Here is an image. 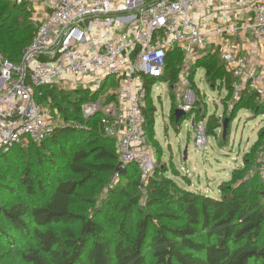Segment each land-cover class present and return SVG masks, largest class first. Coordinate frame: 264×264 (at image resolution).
I'll list each match as a JSON object with an SVG mask.
<instances>
[{
	"label": "trees",
	"instance_id": "obj_1",
	"mask_svg": "<svg viewBox=\"0 0 264 264\" xmlns=\"http://www.w3.org/2000/svg\"><path fill=\"white\" fill-rule=\"evenodd\" d=\"M0 6V52L19 63L34 36L33 10L27 3L6 0H0ZM183 60L184 52L173 48L160 79H176ZM200 66L206 70L208 83L220 80L232 98L234 74L219 53L204 54ZM154 83V79L146 80L147 97ZM57 89L70 98V108L60 103ZM38 90L44 92V100L52 96L65 124H59L53 135L42 141L27 140L0 150V159L15 164L20 153L30 165L47 163L53 170L61 168L62 162L64 172L40 204L21 198L23 192L34 197L45 191L40 180L32 177L30 166L25 165L17 179L4 175L0 183V247L29 240L15 254L21 264H264V179L259 160L253 162L257 151L253 158L244 157V167L232 171L218 197L175 184L174 190H168L166 184L149 178V196L143 202L138 166L121 163L114 139L103 133L100 114L82 115L81 104L97 95L49 86ZM114 97L113 92L107 100ZM238 103L240 109L252 105L264 109L248 89L235 105ZM155 114V107H144L148 143L154 134ZM73 119L89 127L68 123ZM94 121L97 130L90 126ZM219 126V118L210 115L207 135ZM263 145L264 128L256 147ZM254 164L256 170L251 174L249 168ZM106 210L114 215H107L105 225L100 217ZM8 252L0 251V259L13 254Z\"/></svg>",
	"mask_w": 264,
	"mask_h": 264
},
{
	"label": "built area",
	"instance_id": "obj_2",
	"mask_svg": "<svg viewBox=\"0 0 264 264\" xmlns=\"http://www.w3.org/2000/svg\"><path fill=\"white\" fill-rule=\"evenodd\" d=\"M6 1L31 7L35 32L19 63L0 52V150L53 135L59 123L51 99L44 100L38 88L80 89L97 95L81 104L82 115H101L103 133L114 139L121 163L136 164L146 183L154 164L144 126L146 80L163 75L175 47L185 62H196L206 44L199 16L210 9L229 22H219L214 31L234 74L231 107L246 89L264 106V60L250 65L229 38L248 32L264 45V0ZM110 86L116 91L108 101ZM193 123L195 145L207 146L206 122ZM72 125L81 127L77 121ZM259 162L264 177V145Z\"/></svg>",
	"mask_w": 264,
	"mask_h": 264
},
{
	"label": "rangeland",
	"instance_id": "obj_3",
	"mask_svg": "<svg viewBox=\"0 0 264 264\" xmlns=\"http://www.w3.org/2000/svg\"><path fill=\"white\" fill-rule=\"evenodd\" d=\"M205 49H213V47L208 46ZM203 56L204 53L194 63L183 60L182 67L173 81L171 77L167 82L160 78L154 79L155 83L145 102V106L156 109V127L154 126L153 136L148 138L154 152V164L150 180H148L156 178L162 184H166L168 190H174L175 184L180 188L218 197L221 194V185L230 180L232 171L244 167V157L249 155L253 158L254 151L255 153L257 151V159L252 160L254 163L259 160L260 146H256L259 131L264 128V114H260L264 109L257 110L254 105L249 109H240V103L231 107L230 91L227 86L223 85L220 80H216L214 84L208 83L206 70L200 66ZM115 91L116 88L110 86L106 93ZM55 94L58 95V100L63 107L70 108L68 103L70 98H66V94L64 96L63 93H59L58 89ZM51 104L56 121L59 124H65L63 115L56 106H53L52 96ZM186 105L190 108L185 110L183 107ZM178 109L182 112L177 119ZM212 114L219 118L220 126L208 135L207 146L197 147L194 143L196 131L192 124L193 120L203 119L207 122ZM226 120L227 126L224 128ZM77 121L83 128L89 127L88 123ZM73 122L74 119L68 123ZM90 126L96 129L97 122H92ZM13 161L15 164H9L0 159V183L4 180V175H13L14 179H17L21 176L22 168L25 165L30 166L32 177H37L41 185L45 186V191L34 197H27L23 192L21 198L31 204H40L46 199L51 188L64 172L62 162L60 163L61 168L53 170L48 166L49 164L41 165L35 159L36 162L30 165L29 159L22 158L20 153L16 154ZM249 169V172L254 174L255 164ZM149 181L142 187L143 202L149 196L147 192ZM20 190H22L21 186ZM0 197H3V194L0 193ZM6 199L11 198L7 196ZM107 215L113 216L114 213L106 210L101 215L100 219L105 225L106 221H109ZM28 241L22 240L17 246L3 244L0 251H9L7 255L12 251L13 254L3 256L0 264H21L15 254L21 249L20 247L27 245L24 243Z\"/></svg>",
	"mask_w": 264,
	"mask_h": 264
},
{
	"label": "crops",
	"instance_id": "obj_4",
	"mask_svg": "<svg viewBox=\"0 0 264 264\" xmlns=\"http://www.w3.org/2000/svg\"><path fill=\"white\" fill-rule=\"evenodd\" d=\"M207 13V15L199 16L203 31L206 33V44L201 54L218 52L222 59L221 49L223 48L224 42H222V40L217 36L214 29L221 21L223 22V26L228 25L229 22L228 20L222 19L221 13L218 10L210 9ZM229 38L238 52L247 58L250 65H259L264 60V45L260 43L252 34L245 32L238 36ZM208 46H212L213 49H205Z\"/></svg>",
	"mask_w": 264,
	"mask_h": 264
},
{
	"label": "water",
	"instance_id": "obj_5",
	"mask_svg": "<svg viewBox=\"0 0 264 264\" xmlns=\"http://www.w3.org/2000/svg\"><path fill=\"white\" fill-rule=\"evenodd\" d=\"M181 112H182V110H179V109L176 111V117H177V119L180 117ZM193 125H194V123H193ZM226 126H227V120L225 121V126H224V128H226Z\"/></svg>",
	"mask_w": 264,
	"mask_h": 264
}]
</instances>
